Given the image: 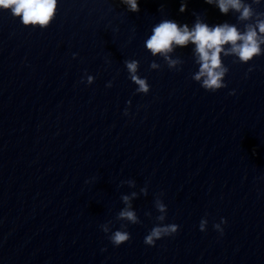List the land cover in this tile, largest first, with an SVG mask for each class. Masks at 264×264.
<instances>
[{
  "label": "water",
  "instance_id": "95a60500",
  "mask_svg": "<svg viewBox=\"0 0 264 264\" xmlns=\"http://www.w3.org/2000/svg\"><path fill=\"white\" fill-rule=\"evenodd\" d=\"M245 2L248 21L204 0H139L135 13L58 0L43 29L0 11V264H264V55H222L213 93L193 78L192 45L173 67L144 47L162 19L243 30L264 14ZM126 207L135 224L118 218ZM161 223L177 233L145 245ZM103 226L129 241L114 247Z\"/></svg>",
  "mask_w": 264,
  "mask_h": 264
},
{
  "label": "clouds",
  "instance_id": "9594fccd",
  "mask_svg": "<svg viewBox=\"0 0 264 264\" xmlns=\"http://www.w3.org/2000/svg\"><path fill=\"white\" fill-rule=\"evenodd\" d=\"M259 4L262 0H252ZM128 11H139V0H121ZM205 4L215 6L222 15L230 11L238 13L237 19L248 21L253 16L251 4L245 0H204ZM58 6V0H0V11H7L11 16L18 19L25 27H47L55 16ZM187 8V3L182 2L179 12L183 13ZM193 46V53L196 62L199 65L197 74L193 77L201 82L205 91L216 92L224 88L223 77L227 69L223 65L222 55H234L240 63L247 64L254 58L264 55V14L256 19L255 23L246 24L244 29L237 28L234 24L221 23L209 25L196 18L194 24L189 27L188 24H178L173 19H162L151 29V35L145 40L144 47L153 56L160 55L168 61L169 67L175 66L177 61L169 59V54L177 47ZM126 68L131 74V79L138 86L137 91L147 94L150 86L143 78H137L138 63L136 61H126ZM153 68L157 66L152 65ZM251 71V69L249 70ZM92 77H89V82ZM234 94V90L229 93ZM127 115V112H125ZM128 197H123L125 204L128 203ZM165 205L158 204V210L163 213ZM119 219L135 224L137 217L130 207H126L119 213ZM163 221L164 217L159 218ZM205 221H201L198 229L204 232ZM226 220L221 217L220 223L213 226V229L220 235H223V227ZM179 226L177 224L163 223L150 229L145 235L143 243L147 246H154L157 240L173 236L177 233ZM101 230L108 236L109 241L114 247L129 241L130 233L126 230L110 231L108 226H103Z\"/></svg>",
  "mask_w": 264,
  "mask_h": 264
}]
</instances>
